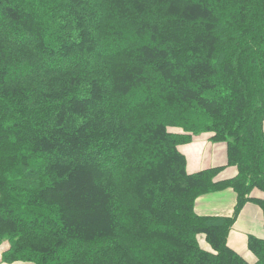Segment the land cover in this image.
<instances>
[{
  "label": "trees",
  "instance_id": "1",
  "mask_svg": "<svg viewBox=\"0 0 264 264\" xmlns=\"http://www.w3.org/2000/svg\"><path fill=\"white\" fill-rule=\"evenodd\" d=\"M202 134L235 177L187 173ZM226 189L232 216L195 213ZM248 202L264 227V0H0L2 262L247 264Z\"/></svg>",
  "mask_w": 264,
  "mask_h": 264
},
{
  "label": "crops",
  "instance_id": "2",
  "mask_svg": "<svg viewBox=\"0 0 264 264\" xmlns=\"http://www.w3.org/2000/svg\"><path fill=\"white\" fill-rule=\"evenodd\" d=\"M179 152L186 159L188 174H195L203 170L223 168L215 178L216 181L229 180L236 176V168L227 166V153L224 144H215L210 141V135L194 136L190 143L180 145ZM254 197H263L255 191ZM236 204V196L230 189L215 192L200 197L195 202L194 211L199 216L230 217ZM264 239L263 215L261 209L254 203L248 202L241 210L228 238L227 245L247 264H254L255 258L248 249V238ZM204 250L209 247L204 238L199 239ZM0 264H31L22 262L5 263L0 256Z\"/></svg>",
  "mask_w": 264,
  "mask_h": 264
},
{
  "label": "water",
  "instance_id": "3",
  "mask_svg": "<svg viewBox=\"0 0 264 264\" xmlns=\"http://www.w3.org/2000/svg\"><path fill=\"white\" fill-rule=\"evenodd\" d=\"M8 249H9V247H8V248H2V246H1V247H0V256H1L4 252H6Z\"/></svg>",
  "mask_w": 264,
  "mask_h": 264
},
{
  "label": "rangeland",
  "instance_id": "4",
  "mask_svg": "<svg viewBox=\"0 0 264 264\" xmlns=\"http://www.w3.org/2000/svg\"><path fill=\"white\" fill-rule=\"evenodd\" d=\"M1 246H2V248H8V247H9V245H8L7 242H4ZM1 246H0V247H1Z\"/></svg>",
  "mask_w": 264,
  "mask_h": 264
},
{
  "label": "bare ground",
  "instance_id": "5",
  "mask_svg": "<svg viewBox=\"0 0 264 264\" xmlns=\"http://www.w3.org/2000/svg\"><path fill=\"white\" fill-rule=\"evenodd\" d=\"M134 198V197H133Z\"/></svg>",
  "mask_w": 264,
  "mask_h": 264
}]
</instances>
